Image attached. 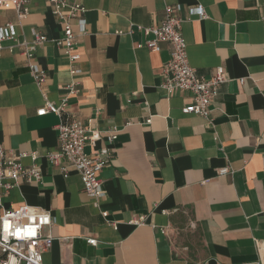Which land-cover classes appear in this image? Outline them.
<instances>
[{
    "label": "crops",
    "instance_id": "0c3cea01",
    "mask_svg": "<svg viewBox=\"0 0 264 264\" xmlns=\"http://www.w3.org/2000/svg\"><path fill=\"white\" fill-rule=\"evenodd\" d=\"M79 1L85 31L74 26L75 74L51 40L63 25L46 0H30L23 17L0 8V27L9 24L14 36L0 53V144L12 154L36 152L35 160L21 161L42 174L39 182L2 190V206L50 212L44 264H264V0ZM167 5L182 19L196 72L208 77L223 66L226 80L208 119L182 112L188 91L161 87L170 44L144 45L152 34L139 26L159 24ZM35 33L49 38L34 48L46 71L41 86L18 44ZM70 83L77 92L67 91ZM66 94L65 114L102 136L117 130L99 199L86 195L77 171L64 176L45 157L57 150L60 116L36 110ZM104 144L99 139L85 150ZM223 167L229 171L220 174ZM133 215L144 219L130 224Z\"/></svg>",
    "mask_w": 264,
    "mask_h": 264
},
{
    "label": "built area",
    "instance_id": "2783aa9c",
    "mask_svg": "<svg viewBox=\"0 0 264 264\" xmlns=\"http://www.w3.org/2000/svg\"><path fill=\"white\" fill-rule=\"evenodd\" d=\"M30 0H0V8H14L18 15L27 14V3ZM52 14L63 25L61 36L51 39L68 56L70 72L79 70L74 66L78 54L74 52V38L77 32L85 31V6L79 0H46ZM197 13L203 15L202 7H195ZM182 19L175 13L174 6L165 7V15L161 22L152 26H139L142 33L152 37L144 41V45L152 50H159L158 42L166 41L171 46L169 58L162 65L161 87L167 94L175 90H184L190 93V102L183 105V113L200 115L206 119L210 114V103L218 94L221 84L226 80L223 66L218 65L213 73L206 77L200 75L190 65L187 55V44L181 30ZM5 27H0V53L2 41L13 39V34ZM46 35L35 33L31 42L21 41L22 53L35 83L41 86L46 80V71L34 58V48L38 43L48 40ZM75 83L67 84L68 92H77ZM68 95H64L58 103L45 99L44 104L37 108L39 115L53 112L60 116L56 125L57 150L45 154L46 159L56 166L66 176L70 169H74L80 176L82 189L87 196L99 199L104 190L100 178L101 170L110 162L112 147L117 137V130L109 131L105 136L97 129L86 126L81 121L65 114ZM150 121V118L145 120ZM103 139L105 144L92 152H86L85 147L94 141ZM29 156L35 160L36 152L8 153L0 144V264H44L43 253L50 247L52 236L44 234L43 229L50 226L52 216L48 210H41L29 205H21L14 209L2 206V190H9L20 180H41L42 174L36 164L25 166L21 159ZM227 167L219 170L220 174L228 172ZM106 216L107 211H102ZM143 215H133L128 223L140 224ZM116 227V222L109 221ZM162 230V229H161ZM91 244L95 239L88 238ZM56 264V263H55Z\"/></svg>",
    "mask_w": 264,
    "mask_h": 264
}]
</instances>
